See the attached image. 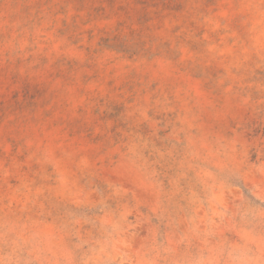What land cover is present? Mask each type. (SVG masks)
<instances>
[{
    "label": "rangeland",
    "instance_id": "1",
    "mask_svg": "<svg viewBox=\"0 0 264 264\" xmlns=\"http://www.w3.org/2000/svg\"><path fill=\"white\" fill-rule=\"evenodd\" d=\"M0 264H264V0H0Z\"/></svg>",
    "mask_w": 264,
    "mask_h": 264
},
{
    "label": "clouds",
    "instance_id": "2",
    "mask_svg": "<svg viewBox=\"0 0 264 264\" xmlns=\"http://www.w3.org/2000/svg\"><path fill=\"white\" fill-rule=\"evenodd\" d=\"M17 89H18V85L14 80L5 81L4 85H0V92H5V96L10 97L9 102L13 105H16L22 102V99L19 95H13V93Z\"/></svg>",
    "mask_w": 264,
    "mask_h": 264
}]
</instances>
